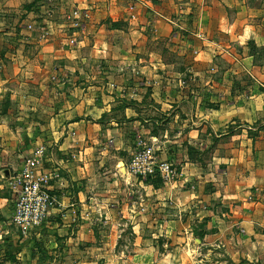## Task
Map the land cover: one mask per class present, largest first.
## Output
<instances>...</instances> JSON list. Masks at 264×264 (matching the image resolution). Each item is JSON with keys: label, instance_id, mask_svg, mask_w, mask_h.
<instances>
[{"label": "crops", "instance_id": "obj_1", "mask_svg": "<svg viewBox=\"0 0 264 264\" xmlns=\"http://www.w3.org/2000/svg\"><path fill=\"white\" fill-rule=\"evenodd\" d=\"M33 1L0 0V98L7 104L0 108V264H92L93 246L114 250L123 237L145 248L129 256L135 264H156L161 238L177 251L194 241L226 249L231 264H264V63L255 62L254 49H264V0H40L39 11L23 9ZM71 7L90 14L74 37L64 22ZM39 21L51 26L46 41L27 29ZM159 40L180 46V67L192 80L162 61ZM146 103L167 107L172 128L180 120L178 134L186 136L164 143L165 160L182 168L164 191L134 184L127 169L129 130L139 133L142 113L153 112ZM229 128L237 137L219 142L207 169L189 159L186 148L204 151L206 136L219 139ZM194 131L202 136L195 144ZM39 146L56 203L24 238L12 224L10 184ZM186 181L197 190L184 188ZM204 181L213 187L205 190ZM130 186L137 201L127 202ZM142 199L152 205L145 214L134 205ZM159 207L166 208L158 214ZM203 211L210 221L200 239L191 214ZM147 214L144 224L133 218ZM99 229L109 235L96 243Z\"/></svg>", "mask_w": 264, "mask_h": 264}, {"label": "rangeland", "instance_id": "obj_2", "mask_svg": "<svg viewBox=\"0 0 264 264\" xmlns=\"http://www.w3.org/2000/svg\"><path fill=\"white\" fill-rule=\"evenodd\" d=\"M38 1L40 0H34L33 2H31L30 4H27L23 7L24 10H31L33 7L34 9H36L37 11H39L37 8H39L38 6ZM52 0H47V3H52ZM36 3V4H35ZM53 7H48L46 10V12H49L50 14V10H52ZM73 8H77L79 10H81L83 13L88 14V18L84 19L83 21V25L80 28H72V24L66 19V16L68 15V13H70V10ZM88 10L85 9H80L79 7H71L68 8L65 13H64V22L66 25V28H68L69 32H72L74 37L76 34H78L79 32H81L85 26L86 23L88 22V20L90 19V14L88 13ZM41 20V18H40ZM33 27L29 28V27ZM41 27V33L38 30ZM44 28V29H43ZM28 31H35V33L38 35L39 40L41 41V35H42V31L47 30L51 33V26L49 24L48 21H39L36 24H30L27 27ZM43 29V30H42ZM50 38V36H48L47 38L42 39L43 41H46ZM71 39H76L75 38H71ZM2 42L0 41V45ZM3 50H6L5 47L6 45V39L4 38L3 41ZM69 44V41H68ZM5 46V47H4ZM74 47V46H72ZM180 46H177L176 43H172V42H166L165 40H159L158 44H157V50L161 55V59L163 62L165 63H173L175 65L176 68H179V70H181L180 73L183 74V76L181 77L182 80H192V77L190 74H187L185 72L184 69H181V64L183 63V57L178 55V52H180L179 49ZM254 49H256V51H259V55L257 56V60H255V62L257 63H264V49L263 47L260 46L259 47H255ZM4 52V51H3ZM98 65V63H97ZM183 68V67H182ZM158 77L162 78V79H166L169 78V76L165 75L163 72H159L158 71ZM184 84V83H183ZM255 91L260 90V87H254L253 88ZM158 93H163V92H159ZM146 108L145 110H149V105H151L152 107L151 110L154 112L150 113V112H145L144 114L142 113V120L141 122V128L137 129L140 130L139 133H135L133 130H129L131 131L129 134L128 139L131 142V155H130V159L129 162L127 164V169L129 171V173L131 174L132 180L134 184H139V185H143L145 187H148L149 189H155L156 191H164L167 184H170L171 182L175 181L177 175L181 172V166L180 164H173L170 163L169 161L165 160V158L163 157L166 154V149L168 147H165L164 143L166 142L167 139H171L172 137H176V140L180 142H185L186 141V136L183 134H178V128H182V123L180 120H178V122H176L177 124H174L175 127L172 128V124L170 123V119H168V117L165 115L166 114V108L165 106H163L162 104H149L146 103ZM0 108L1 109H6L7 108V104L5 103V100L3 98H0ZM155 109H158V111H155ZM150 116V117H149ZM148 129L149 133L146 134L144 132H146L144 129ZM191 137V142L193 144H195L197 142V137L198 140L201 141L202 140V136L196 134V131L193 132V134L190 135ZM231 138L237 137V136H230ZM205 140L207 141V148L202 151L200 150L198 147H189L186 148L188 155H189V159L192 161H194L196 164H198L201 168L200 169H207L208 165L212 162V158H213V150L215 147H217V145L219 144V142L221 141L222 143H226L227 140H229V136L228 137H221L219 139L215 138L214 136H206ZM130 145V144H129ZM145 148H151L154 152L153 156L155 157V159L158 162H167L168 164L171 165V176L170 177H163L160 173L157 175H153V176H142L139 175L135 172L132 171L131 169V162L132 159L134 158L135 155H137L138 153L141 152V150L145 149ZM190 153V154H189ZM119 175V174H118ZM149 178L151 179H160V183H158L157 186L153 185V181L152 180H148ZM184 188L185 186L189 185V189L192 192H195L197 190V183L196 182H189L186 181L185 183H183ZM209 184L210 187H213V182L212 181H208L207 183H205L204 181V185L205 186V190H209ZM139 195V192L135 191L133 187H129V190L125 191V196L127 199V202L129 201H137V198H135V196L137 197ZM124 197V195H122ZM135 199H134V198ZM134 205L136 206V209H138V212L141 214H145V212L148 211V207H150L151 203H147L146 200L143 201H138L134 202ZM147 205V206H146ZM149 205V206H148ZM152 206V205H151ZM214 207V206H213ZM215 207H217V205H215ZM166 207H159L156 211L157 213H161L163 211V209H165ZM161 209V210H160ZM206 210V208H204ZM214 209V208H213ZM215 210H219L218 208H215ZM204 213L200 214V216H197L196 213H192L191 215L193 216L191 224L192 226L196 229V231L194 230V234L197 238H200L198 234H200L201 232H203L204 230H202V228H204V225H206L209 221H210V217L208 216L210 214V212H206L203 211ZM176 214H178L176 212ZM133 218H135V220H141L140 218H145L144 220H141V223H147L150 220V216L147 215H143V216H133ZM123 220L120 222L124 223L127 222L128 219L126 218H122ZM158 219V218H156ZM133 220V219H132ZM94 222L100 224L101 222V217H99V219L94 218ZM130 223V222H129ZM128 223V224H129ZM159 223V220H158ZM129 226V225H128ZM202 230V231H200ZM105 234H103V232H101V229L98 230V236H96V243H98L99 239L101 238V240L105 239L107 240V236L109 235V233L107 234L106 232H104ZM130 234H128V237H131V231L129 232ZM99 239H98V238ZM201 239V238H200ZM100 240V241H101ZM198 241V240H197ZM159 245L156 248L157 253H158V257L155 260L156 264H215L216 259L219 258H223L224 262L223 264H231L230 261L227 260L228 257V253L226 251V249H223L222 252L219 251L218 249H214V248H209V247H205L206 249H200V244L199 242H194L192 241L191 244L188 245H184L183 248H179V251L176 250L175 247H171V246H166L164 244L163 238H161L159 240ZM121 245L117 246L116 249L111 250L109 248H105L103 245H95L93 246L92 249H95V253L93 256V262L92 264H135L133 263L132 259L129 258L130 255H132L133 253H135V250L140 251V249H145V248H139V247H134L133 245L129 244V241H126L125 238H121ZM108 251V255L105 258V252ZM101 254V255H100ZM243 264H250V263H243ZM251 264H261V263H251Z\"/></svg>", "mask_w": 264, "mask_h": 264}, {"label": "built area", "instance_id": "obj_3", "mask_svg": "<svg viewBox=\"0 0 264 264\" xmlns=\"http://www.w3.org/2000/svg\"><path fill=\"white\" fill-rule=\"evenodd\" d=\"M87 18L88 14L77 8L71 9L66 16L74 29L80 28L84 19ZM38 30L41 33V27ZM42 32V39L51 35L47 30ZM76 43L75 39L69 40L70 46H75ZM45 150L44 146H39L33 151L25 160L22 170L11 180L10 184L15 193V210L12 224L24 238H29L49 220L56 203V199L49 191L51 176L41 172ZM153 154L151 148L141 150L132 159V171L142 176H153L160 173L165 178L170 177L172 173L171 165L167 162H158Z\"/></svg>", "mask_w": 264, "mask_h": 264}, {"label": "trees", "instance_id": "obj_4", "mask_svg": "<svg viewBox=\"0 0 264 264\" xmlns=\"http://www.w3.org/2000/svg\"><path fill=\"white\" fill-rule=\"evenodd\" d=\"M233 135H235V132L233 131V129H228V131H227V134H225L224 136H222V137H230V136H233ZM257 135V133L256 132H250L249 133V136L250 137H252V138H254L255 136ZM190 154V153H189ZM148 180H152L153 182V185L154 186H157L158 185V183H160V179H157V180H155V179H151V178H149ZM204 233L205 232H201L200 234H198L199 235V237L202 239L203 238V236H204Z\"/></svg>", "mask_w": 264, "mask_h": 264}, {"label": "water", "instance_id": "obj_5", "mask_svg": "<svg viewBox=\"0 0 264 264\" xmlns=\"http://www.w3.org/2000/svg\"><path fill=\"white\" fill-rule=\"evenodd\" d=\"M63 87H64V85L61 84V85H60V88L62 89ZM4 176H5V178H9V171H8V170H5V171H4Z\"/></svg>", "mask_w": 264, "mask_h": 264}]
</instances>
